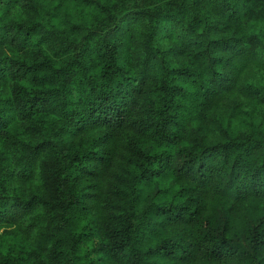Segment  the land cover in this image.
Instances as JSON below:
<instances>
[{"label": "clouds", "instance_id": "clouds-1", "mask_svg": "<svg viewBox=\"0 0 264 264\" xmlns=\"http://www.w3.org/2000/svg\"><path fill=\"white\" fill-rule=\"evenodd\" d=\"M0 109V259L264 264V0H0Z\"/></svg>", "mask_w": 264, "mask_h": 264}, {"label": "trees", "instance_id": "trees-1", "mask_svg": "<svg viewBox=\"0 0 264 264\" xmlns=\"http://www.w3.org/2000/svg\"><path fill=\"white\" fill-rule=\"evenodd\" d=\"M107 64V61H105V65ZM47 70L46 67H41V68H37L34 71L35 72H42ZM103 71V69H101ZM64 78V73L63 72H57L55 74V80L56 81H62ZM180 87H183V84L181 83ZM21 98H23V91H21L18 94ZM171 99L173 101L176 100H180L183 101L184 100V96L182 95V92L177 89L174 90L171 96ZM6 112L3 111L2 109H0V117L5 116ZM35 115V114H34ZM40 116H42L43 118H47L45 114H39ZM158 116L162 119L163 118V113L158 114ZM145 143H147V138H145ZM89 148H91V145L88 146ZM78 148L80 149V151L75 152V154L72 156L71 159H68L67 162H63V161H57V169H56V175H55V186L58 190H61L62 192H66L70 195L73 196V201H70L69 204L67 205V208L62 209L61 211H68L70 209L73 208H79L81 213L86 212L87 210L84 208L83 203H76L75 200L77 199V197L75 196V184H76V176L79 173V169L89 165L90 161L87 160L86 158H83L82 156V152L84 149V146H78ZM137 159L139 160H143V157H138ZM167 171H171V169H168ZM162 178L167 179V176H163ZM195 199H197V197H193V201H195ZM131 200L126 196L124 197V200L122 202V206H126V207H131ZM195 203L193 202L192 204L189 205V209L188 212L185 213V215L187 216L191 211L195 210ZM199 219V217H198ZM126 235V231L125 233H123ZM167 259L166 257H159L158 261L154 262V264H167ZM0 264H19L18 261H14L11 258H8L7 260H3L0 259Z\"/></svg>", "mask_w": 264, "mask_h": 264}]
</instances>
